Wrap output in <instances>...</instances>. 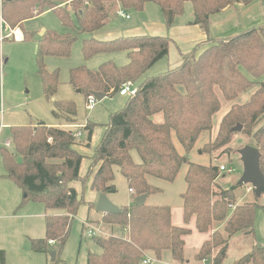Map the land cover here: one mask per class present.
<instances>
[{
  "label": "trees",
  "instance_id": "1",
  "mask_svg": "<svg viewBox=\"0 0 264 264\" xmlns=\"http://www.w3.org/2000/svg\"><path fill=\"white\" fill-rule=\"evenodd\" d=\"M148 2L158 5L166 27L173 25L185 3L190 2L193 16L190 23L198 25L206 39L190 52L182 53L179 65L153 76L145 73L168 54V36L146 34L109 40L90 36L82 40L81 52L86 59L98 53L120 51L127 57L123 65L106 60L95 70L85 65L70 69L69 81L83 93L85 103L92 92L113 95L128 80L136 86L135 93L126 96L123 107L110 113L108 122L102 125L105 129L90 157L85 177L79 175L83 155L73 148L81 141L67 128L48 126L42 121L11 126L12 143L19 158L0 148L4 176L21 189L20 206L39 202L47 210L64 212L46 215L45 236L30 239L33 252L48 254L51 251L48 242L57 244V249H52L56 251L52 264H66L59 255L79 206L86 204L70 183L76 180L84 183L96 165L91 189L98 193L116 192L115 173L126 179L134 197L158 192L160 189L147 178L172 182L183 164L187 165L186 187L181 194V226L173 224L168 205H139L133 201L118 214L103 213L101 221L118 226L124 235L90 237L100 251L87 250L86 264H139L146 254L160 258L165 251L174 262L184 263V237L193 230L206 235L194 258L199 261L211 258L212 264H222L230 238L238 233L255 237L256 209L262 208L264 213L261 195L254 194L252 201L240 202L236 186L222 188L216 182L220 176L218 165L190 162L187 156L199 135L214 127L213 118L221 109L219 90L223 100L231 105L219 121L215 138L205 143L200 152L212 153L225 146L235 132L232 127L240 124L251 145L259 150V168L264 176V23L227 36L210 34L213 14L238 3L250 9L255 0H0V14L13 29L49 10L55 12L63 26L72 29L65 33L46 30L39 36L36 64L44 95L52 101L53 117L60 124H76L74 102L52 97L58 71H48L44 59L69 56L76 36L100 30L117 5L125 12H141ZM33 35L24 31L22 40H30ZM201 47L204 49L198 53ZM252 87L254 91L246 102H235ZM96 125L85 124L86 145ZM173 136L184 154L177 151ZM133 153L139 161L134 160ZM191 223L194 229L189 227ZM0 264H5L2 249ZM234 264H264V245L255 240Z\"/></svg>",
  "mask_w": 264,
  "mask_h": 264
},
{
  "label": "rangeland",
  "instance_id": "2",
  "mask_svg": "<svg viewBox=\"0 0 264 264\" xmlns=\"http://www.w3.org/2000/svg\"><path fill=\"white\" fill-rule=\"evenodd\" d=\"M255 7L252 9L251 13L246 17L240 16L231 21L233 26L240 27L237 31L245 28L244 26H253L256 24L264 23V0H257ZM254 3V4H255ZM122 8L120 5L116 6L114 13L110 15V21L107 22L105 28L100 30L98 34L106 32H114L115 30L110 29L113 25H121L123 23L130 24L134 27H139L146 20L163 21V16L158 5L148 2L145 3L142 12L129 11L125 12L129 14L130 18L120 17L116 15V10ZM192 13V7L190 2H186L181 15L177 16L174 24L184 22L190 19V14ZM252 15V16H250ZM254 16L256 18H254ZM219 19V18H218ZM217 19V20H218ZM216 21V16L212 18ZM261 20V21H260ZM247 24V25H245ZM227 27V26H225ZM10 28V27H9ZM18 28V27H16ZM23 28L27 32L33 33V38L30 40H16V34L4 38V41L0 43L1 55L0 60V148H6L11 154L16 155L14 146L12 143V138L10 134L11 126H24V125H35L39 121H44L48 126H59L60 123L56 118L53 117L52 101L46 99L43 89L42 81L37 73L36 64V52H37V38L40 35L37 33L44 28L45 30H52L57 33H65L67 31L72 32L71 28L65 27L61 24L57 15L53 11H45L42 14L35 16L33 18L23 21ZM14 31L15 28H10ZM17 30V29H16ZM23 35V29H20ZM232 33V32H231ZM87 38L86 33H81L76 36L70 48V55L67 57H46L44 59L45 67L48 71L57 69L58 78L56 91L53 94L54 100H71L74 102L77 110V119L80 122H94L97 125L94 127L93 137L90 146L87 148L86 153H93L100 137L97 139L96 134L101 131L102 125L108 122L110 113L119 110L123 107L126 96H121L117 93L113 95H107L100 101L95 100L92 108H86L85 97L82 92L75 89L69 81L70 69L80 65H85L91 70L98 68L99 64L106 60L112 58L117 65L123 64L126 60L125 52H112V53H98L89 58H84L81 52L82 40ZM163 63V62H162ZM165 65L160 66L159 64L150 67L145 76H153L159 74L166 70ZM144 76V77H145ZM255 87L248 89L246 92L242 93L236 103H244L249 99L250 94L254 91ZM219 99L221 101V109L215 114L213 121L214 127L210 132H202L198 139L196 140L192 149L188 152L187 156L190 162L197 164L208 165H224L225 170L220 172V176L217 179V183L222 188H229L231 186L235 187V193L239 196L240 202L252 201L255 197L253 189L247 191V185H237L240 176L243 171V164L240 159L238 150L245 145H251L252 141L247 137L242 129L240 131L234 132L231 140L225 146L216 150L212 153H201L200 148L205 143L212 142L216 136L219 121L223 114L229 109L231 103L226 102L221 97L219 90H217ZM77 121V123H78ZM72 124H61V127L68 128ZM9 140L10 145L6 146L5 142ZM174 144L177 151L180 154H184V150L181 145L177 142L173 136ZM133 158L135 161H139V157L136 153H133ZM88 162L85 161L82 164V177H85V170L87 169ZM187 170V165L183 164L172 182H167L160 180L158 178L150 177L152 185L158 187L160 191L149 194L146 204L148 205H168L173 209V222L177 220L180 215L182 198L181 193L184 192L186 182L184 179ZM4 168L1 161L0 154V172H3ZM88 178V177H87ZM87 179L82 183L78 180V187L84 192V200H89V191L87 187ZM114 184L116 186V192L110 195V200L114 204H129L131 201V195L127 189V185L124 177L115 173ZM8 185L11 188L9 191L5 186ZM252 187V185H251ZM253 188V187H252ZM20 190L14 186L11 182H8L6 178H0V214H4L7 209L13 212L25 213V205L17 208L20 202ZM264 194L261 195L262 201H264ZM82 197V196H81ZM37 207V212H44V205L39 202H29L28 205ZM86 205V204H85ZM90 205V203H89ZM16 207V208H15ZM27 207V206H26ZM90 208H94V204ZM87 208L84 205H80L76 214V218L72 221L70 227V233L67 242L65 243L63 249L60 252V259L64 260L67 264H85V257L87 250L99 252L100 249L95 244L91 242V236L87 234V228L85 227L86 221H83V215ZM47 214H53L58 212H63L59 209L47 210ZM18 213V214H19ZM99 213L93 211L90 212V218H98ZM22 217V216H20ZM90 219V220H91ZM20 219L5 220L0 218V231L2 235V241L6 246L13 245L15 231L20 226V221H14ZM89 220V219H88ZM92 227L98 228L104 234H111L109 231V224H106L99 220L87 221ZM101 222V223H100ZM102 223H104L102 227ZM180 223V221H179ZM32 228L35 233H43L44 235V222L41 219L37 221L33 220ZM118 230V229H117ZM120 231V230H118ZM116 232V230H115ZM122 235V233H118ZM254 234L255 237L250 236V234L244 235L241 233L235 234L229 240V246L226 258L222 261V264H234L235 261L245 254L252 243L256 240L260 244L264 245V213L262 208H257L255 212L254 221ZM186 238H189L186 240ZM198 236L195 240L193 237L185 236L184 241L186 246L184 247V254L186 259L193 260V254L195 252V247ZM57 244H54V248L57 249ZM52 250V249H50ZM40 257H44L41 254ZM151 261L148 264H187L174 262L169 257V252L165 251L162 253L160 258L154 257L149 254ZM47 263L50 262V256L46 257ZM190 262V261H189ZM188 262V264H189ZM212 263L210 258L209 263ZM42 264V262H41ZM139 264H144L140 262ZM190 264H193L191 262Z\"/></svg>",
  "mask_w": 264,
  "mask_h": 264
},
{
  "label": "crops",
  "instance_id": "3",
  "mask_svg": "<svg viewBox=\"0 0 264 264\" xmlns=\"http://www.w3.org/2000/svg\"><path fill=\"white\" fill-rule=\"evenodd\" d=\"M256 1L257 0H255V2ZM255 5H256V3L252 6V8L244 9L243 5L241 3H238L233 7H226L222 11H220L216 14H213L211 16L212 24H211V28H210V34L214 37H221V36H227V35L238 32L237 29H239L240 27L233 26L231 21L232 20L234 21L235 18H239L240 16L246 17L248 14L251 13V11L255 7ZM214 16H216V21L212 20V18ZM250 16H252V15H250ZM129 18H130V16H129ZM192 18H193V16L191 13L190 19H188L184 22L177 23L176 25L173 23V25L171 27H166V25L164 24V19H163V21L161 19L159 21L146 20V21L142 22L143 24L139 25V27H134V26H131L130 24H127V23H123L121 25H117V23H116L115 25H113L110 28V29L115 30L114 32H106V33L98 34V32L100 30L105 28V26L107 24V22H106L100 30L93 32L91 34H86V37L92 36V37H94L96 39H100V40H109V39L119 37V36L146 35V34L168 36L170 38L169 52L165 57L160 59L154 65H156V64L157 65L159 64L160 66L165 65L164 67H166V69H168V68L170 69V68L176 67L177 65L180 64L182 53L190 52L194 46L198 45L199 43H201L202 41H204L206 39V34L199 28V26L196 24L190 23L192 21ZM254 18H256V17L254 16ZM174 22H175V20H174ZM245 25H247V24H245ZM256 25H258V24H256ZM225 26H227V27H225ZM253 26H255V25H253ZM244 27L248 28L247 26H244ZM249 27H251V26H249ZM21 28L23 29V32H24L25 30L23 28V23H22L21 27L15 28V30L12 31V34H16L15 32H18V34L16 35V38H17L16 40H22L23 39V35H22L21 30H20ZM245 28H243V29H245ZM42 31L44 33L46 30L44 28H42L37 33V35H40L42 33ZM1 41H4V39ZM203 49H204V47H201L198 50V53L201 52ZM125 57H126V53H125ZM110 60H113V59L110 58ZM124 61L125 62L123 64H125L127 62V57H126V60H124ZM123 64H121V65H123ZM42 122H44V121H42ZM86 123L87 122L78 121V123L68 126L70 131H72V132L79 131L80 132V134L76 138L78 141H81V142H78V144L74 145V147H73L78 153L83 155V159L81 161L80 168H79L80 177H82V170H81L82 164H84L85 161L88 162L87 169L85 170V174H87L88 169L91 165L90 157L93 154V153L87 154L86 151H87V148L90 146L95 126L93 127L92 135H91V138L88 142V145H86V142H85L86 141V139H85L86 138V131H85V129H83ZM59 126H61V124ZM104 129L105 128L102 127L101 131L96 134L97 139L99 137L101 139L103 132H104ZM7 141H9V140H7ZM97 168H98V165H96L93 168V173L97 170ZM93 173L90 176H88V178H87V181H88L87 187L90 189V191L88 193L89 194L88 197H90V199L87 201L84 200L86 202V205L84 204V206L87 208V210L85 211V215H83V221L82 222L91 221L94 219L99 220V219H101V216L103 214V213L97 212L95 210V205H96V201H97L99 193L91 189V183L93 180ZM4 174H5V170L3 172H0V178H6V180H8V182H11L14 186L19 188L20 193H21L20 187L16 183H14V181L12 179L4 176ZM147 180L150 184H152L150 177H148ZM77 182H78L77 180L71 182L70 186L75 188V190L77 191V193L80 197L81 196L83 197L84 196L83 195L84 194L83 188L81 190L77 186L78 185ZM125 182L127 185L126 179H125ZM5 187L9 191H11V188L8 185H6ZM127 189L131 195V201L127 205L126 204H119V205L116 204L120 208H122L123 206L130 205L134 201L133 193L129 190L128 186H127ZM110 195H112V194H109L108 198L110 197ZM21 196H22V193L20 195V202H21ZM148 196L149 195L147 194V197H146L145 202H144L145 204H146ZM83 199H84V197H83ZM20 202H19V205L16 206L17 208H20L21 206H23V205L20 206ZM33 203H35V202H33ZM89 203L94 204V208H89V206H88ZM28 204H29V202L24 204L25 205V207H24L25 213H19L18 212L19 213L18 214L17 212H13L12 210L7 209L8 207H6V212L4 214H0V218L5 219V220L12 221L13 219H20V220H14V221H20V224H21L20 226H18V228L15 231V237H14L13 245H11L10 247L6 246V244L2 241V235L0 233V249L4 250V252H5V264H41V262H42V264L47 263L46 257H48L49 254L40 253V252H33L30 249V239L43 238L45 236V224H44V235H43V233H41V234L37 233V232L35 233V231L32 228V225H33L32 223H33V220L37 221V219H41L44 222V218L46 215H59V214H64V212L47 214L45 208H44V212H42V211L37 212V207H33L32 204L31 205H28ZM93 211L99 213L98 218H92V219L90 218V212H93ZM181 211H182V209H181ZM171 213H172V222H173V213L174 212H173L172 208H171ZM20 216H22V217H20ZM75 218H76V216H75ZM179 221H180V223H179ZM103 224L104 223H102V227L105 226ZM173 224L177 225V226L182 225L181 213L178 216L177 220H175V222H173ZM109 226H110L109 227L110 233H113L115 235H120L118 233L121 232L122 235H124V231H122L118 226H111V225H109ZM189 227L194 229L193 223H191L189 225ZM117 229L120 231H118ZM1 230H2V226L0 227V231ZM115 230H116V232H115ZM188 236L193 237V240H195L196 237L198 236V238L196 240V243L198 242V244L196 246H194L195 252L193 254V260L192 259L191 260L186 259L185 262L187 264L189 261H190L189 264L191 262H193V264H208L210 258H206V259L201 260V261L196 260L194 258L195 253L197 252V250H198L199 246L201 245V243L203 242V240L206 238V235L205 234H199L193 230ZM188 239L189 238H186V240H188ZM54 244H55L54 242L53 243L48 242V245L51 249H54ZM185 246H186V243H185L184 247ZM35 254H41L44 257L42 258V257H40V255H35ZM169 257H170V254H169ZM170 259H171V257H170ZM52 262L53 261L50 260L49 264H52ZM85 264H86V257H85Z\"/></svg>",
  "mask_w": 264,
  "mask_h": 264
},
{
  "label": "water",
  "instance_id": "4",
  "mask_svg": "<svg viewBox=\"0 0 264 264\" xmlns=\"http://www.w3.org/2000/svg\"><path fill=\"white\" fill-rule=\"evenodd\" d=\"M43 34V31L40 35ZM93 97L100 101L106 95L102 92H92ZM242 125L236 124L232 127V131H240ZM240 159L243 164V171L238 181V185L250 184L253 187L254 194L258 197L264 193V176L259 168V150L253 145H245L238 150ZM147 194H141L134 197V202L143 205ZM95 210L101 213L118 214L122 211V208L114 204L105 193H99L95 205ZM50 260L54 261L56 258V251H49Z\"/></svg>",
  "mask_w": 264,
  "mask_h": 264
},
{
  "label": "built area",
  "instance_id": "5",
  "mask_svg": "<svg viewBox=\"0 0 264 264\" xmlns=\"http://www.w3.org/2000/svg\"><path fill=\"white\" fill-rule=\"evenodd\" d=\"M116 15L120 16V17H125V18H129V14L125 13V11L123 9H118L116 10ZM12 35V30H10V28L4 23L3 19L1 18V14H0V41L3 40L4 38L10 37ZM136 91V86L134 85V83L132 81H125L124 83H122L117 91V94L121 95V96H129V95H133ZM95 98L93 97L92 94H90L87 99H86V108L90 109L93 107L94 103H95ZM80 134L79 131L73 132V135L75 137H78V135ZM6 146L10 145V141H6L5 142ZM219 170L224 171L225 170V166L224 165H219ZM253 188L251 187V185H247V191L252 190ZM85 223V227L87 228V234L89 236H95V235H106L104 234L102 231H100L98 228L96 227H92L90 226V224H88V222H84ZM49 243H53L52 241H49ZM151 256H149L148 254H146L144 260L142 261L144 264H148L151 261Z\"/></svg>",
  "mask_w": 264,
  "mask_h": 264
}]
</instances>
